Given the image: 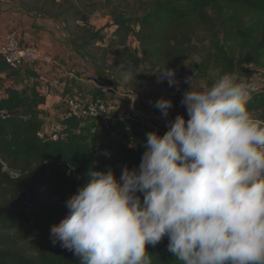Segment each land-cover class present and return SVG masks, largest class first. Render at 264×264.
<instances>
[{"label":"trees","instance_id":"trees-1","mask_svg":"<svg viewBox=\"0 0 264 264\" xmlns=\"http://www.w3.org/2000/svg\"><path fill=\"white\" fill-rule=\"evenodd\" d=\"M40 2L31 6L62 23L76 51V44L88 48L103 38L87 27L97 0ZM109 16L113 29L104 53H112L113 61L109 75L97 76L101 84L117 87L116 82L142 67L149 75L141 78L139 88L167 67L181 81L193 56L199 58L190 68L193 75L206 78L214 72L206 87L225 73L238 76L241 68L252 66L262 69V77L247 107L264 124V0H123ZM69 18L82 22L83 38H70ZM36 70L13 69L0 58V87L6 79L15 80L0 99V264H80L71 251L52 243L51 226L68 214L65 201L83 186L90 168L111 167L117 178L124 165L138 168L146 133L163 134L136 117H120L115 135L104 136L92 150V133L83 131L90 120L66 114L60 122L62 137L53 140L40 108L47 95L38 89ZM24 193L28 199L22 201ZM167 245L165 237L154 248L146 246L152 264H179Z\"/></svg>","mask_w":264,"mask_h":264},{"label":"clouds","instance_id":"clouds-1","mask_svg":"<svg viewBox=\"0 0 264 264\" xmlns=\"http://www.w3.org/2000/svg\"><path fill=\"white\" fill-rule=\"evenodd\" d=\"M157 83L178 85L176 70ZM189 90L187 113L168 119L173 106L154 107L167 131L146 133L138 168H90L83 186L51 226L52 243L80 264H152L147 245L165 237L179 264H264V124L251 115L248 86L234 74Z\"/></svg>","mask_w":264,"mask_h":264},{"label":"crops","instance_id":"crops-1","mask_svg":"<svg viewBox=\"0 0 264 264\" xmlns=\"http://www.w3.org/2000/svg\"><path fill=\"white\" fill-rule=\"evenodd\" d=\"M13 31L17 33L21 43L38 45L56 60L55 65H43L36 70L39 75L38 89L47 95L46 103L40 107L46 112V124L52 119H58L56 124L64 119L67 114V97L74 95L86 100L103 94L100 88L102 84L96 79L97 76H92L81 67L83 64L85 66V59L79 56L78 51L71 45L62 23L55 18L27 5L25 0H0V42ZM73 67L77 69V76L69 74ZM14 82L12 78L5 80L0 87V99L6 95V89L14 85ZM26 82L31 84L33 79L26 78ZM19 87H22V84ZM117 89L122 92V88ZM122 95L125 94L122 92ZM122 95L119 100H124V110L129 111L128 100ZM136 107L140 108L138 105ZM94 125L98 126L90 121L83 129L92 133L91 141L100 131Z\"/></svg>","mask_w":264,"mask_h":264},{"label":"rangeland","instance_id":"rangeland-1","mask_svg":"<svg viewBox=\"0 0 264 264\" xmlns=\"http://www.w3.org/2000/svg\"><path fill=\"white\" fill-rule=\"evenodd\" d=\"M98 6L93 9L92 14L90 16L89 25L87 26L89 30L93 31H100L103 38L99 40L94 46L81 48L78 44L75 47L78 49L79 56L84 58L86 61L84 67L92 76H107L109 75V71L111 69V63L113 61V54L108 53L105 54L104 51L111 39V32H112V25H111V17L109 16V11L116 7L117 4L122 2L123 0H97ZM27 5L32 6H39L41 5L40 0H25ZM49 5V4H48ZM90 10V9H89ZM70 22V38L73 39L74 37H79L80 39L85 36V30L78 25H83L82 22H76L75 19L69 18ZM80 39H78L80 41ZM132 46H136L137 44L132 40ZM82 49V50H80ZM198 56H193L190 58L187 63L186 67L188 70L187 77L192 76V86L194 89H203L207 86V80L213 78L214 72L211 71L209 75L204 77H199L193 75L190 72V68L193 62L198 61ZM83 68V69H84ZM240 74L237 76L238 82L242 81H250L252 83H259L261 81V73L262 69L255 68V67H243L240 70ZM149 74L146 72L145 67H142L136 73L125 77L123 80L116 82V86L118 88H122V92L124 94H131L136 99V105L140 107V109H149L155 108L154 104L160 98L170 99L173 102L172 108L169 110V115L171 119H174L176 114H184L186 111L184 107L181 105L180 101L182 99V95L185 91L189 90V85L185 83V79L178 81V85H174L169 87L167 80L163 83H157V78L150 79L149 84L139 88V82L141 78L147 77ZM244 79V80H243ZM101 83V82H100ZM72 95V94H71ZM74 96V95H73ZM103 97L104 95H98ZM117 99H121V96L118 95ZM124 101V100H122ZM254 119L257 117L252 115ZM186 118V117H185ZM257 120V119H256ZM58 119H52L47 122V130L52 131L55 127L56 122ZM96 124V122H94ZM95 126L98 128V134H95L93 140L91 141V149L95 150L97 147L96 145L100 142L106 133L102 130L101 126L97 124ZM28 199L27 193L23 194L22 201ZM28 228L31 229L32 235H35V229L32 224L28 223Z\"/></svg>","mask_w":264,"mask_h":264},{"label":"built area","instance_id":"built-area-1","mask_svg":"<svg viewBox=\"0 0 264 264\" xmlns=\"http://www.w3.org/2000/svg\"><path fill=\"white\" fill-rule=\"evenodd\" d=\"M0 58L11 68L19 69L24 66L40 69L43 65H55V58L42 51L35 44H24L18 39L15 31L9 33L5 40L0 42ZM69 74L77 76L75 67L69 70ZM247 84L249 96L252 91L257 90L256 83L242 81ZM103 97L97 96L90 99H82L75 96L67 97L65 100L66 112L69 115L87 119L99 124L106 135H115L116 121L121 117H136L143 125L148 126L164 134L167 131L166 121L161 117L157 108L140 109L136 107V99L131 94L122 95V92L112 85L102 84L100 87ZM114 94L122 95L128 100L129 111L124 110L125 102L112 96ZM168 119H171L169 115ZM49 131V130H48ZM63 126L57 123L52 131H49L50 137L57 140L62 137ZM14 177L17 173L11 172Z\"/></svg>","mask_w":264,"mask_h":264}]
</instances>
